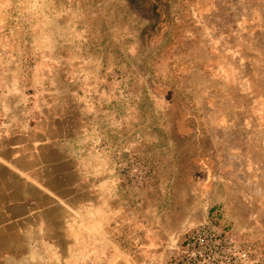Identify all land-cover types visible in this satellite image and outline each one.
Segmentation results:
<instances>
[{"label":"crops","instance_id":"obj_1","mask_svg":"<svg viewBox=\"0 0 264 264\" xmlns=\"http://www.w3.org/2000/svg\"><path fill=\"white\" fill-rule=\"evenodd\" d=\"M219 13L227 18L195 38L186 58V86L210 148L205 217L216 209L225 231L263 246L264 0H231ZM84 108L50 107L44 119L0 135V264H162L153 240L171 206L174 142L124 135L122 149L137 143L152 170L143 189L128 187L116 170L115 141L92 133L100 123ZM127 202L146 235L134 255L113 235Z\"/></svg>","mask_w":264,"mask_h":264},{"label":"rangeland","instance_id":"obj_2","mask_svg":"<svg viewBox=\"0 0 264 264\" xmlns=\"http://www.w3.org/2000/svg\"><path fill=\"white\" fill-rule=\"evenodd\" d=\"M229 2L168 0L171 16L151 23L128 0H0V135L44 119L50 107L55 114L85 107L86 118L100 123L92 133L110 136L125 159L138 148L132 141L123 150L124 135L171 139L165 121L186 127L195 117L196 102L186 86L191 43L213 34L219 19L227 18L219 11ZM178 27L180 44L162 46L159 31ZM204 160L195 159L200 171ZM202 176L207 180L206 171ZM205 191L195 207L183 201L173 222L167 216L156 239L162 264L184 246L182 236L206 219ZM213 213V222L221 224L219 211ZM164 231L168 238L161 237ZM239 237L257 250L227 264H264V244Z\"/></svg>","mask_w":264,"mask_h":264},{"label":"built area","instance_id":"obj_3","mask_svg":"<svg viewBox=\"0 0 264 264\" xmlns=\"http://www.w3.org/2000/svg\"><path fill=\"white\" fill-rule=\"evenodd\" d=\"M115 158L116 170L123 182L128 187L143 189L152 175L146 160L138 154L125 159L121 153H116ZM124 207L125 212L113 222V235L132 255L138 254L146 244V235L138 225L140 220L132 203L127 202ZM224 230L223 225L206 217L194 231L182 236L184 246L174 250L165 264H227L233 256L245 260L257 250L236 233ZM172 237L179 238L176 234Z\"/></svg>","mask_w":264,"mask_h":264},{"label":"trees","instance_id":"obj_4","mask_svg":"<svg viewBox=\"0 0 264 264\" xmlns=\"http://www.w3.org/2000/svg\"><path fill=\"white\" fill-rule=\"evenodd\" d=\"M128 1L131 6L142 13L151 23L162 22L164 18L170 17L172 13L168 0ZM159 33L161 34L162 46H164L171 41H176L175 44H180L183 31L178 27L159 31ZM193 114L195 115L193 121H190L186 127H180L177 121H165V123H163L168 128L167 133L174 142L177 163V173L171 189V206L163 216L162 222L164 224H166L165 221L167 216L171 218L170 222H173L172 219L177 215L178 208H183L185 206L183 201H187L188 205L195 207L196 202L201 199L202 194L200 193L205 191V179H203L202 176L204 170H198L199 166L195 165L194 162H196L195 159H201L202 157L210 159L208 154L210 153V148L207 144V135L204 132L202 116L196 104L195 107H193ZM197 117L201 118L200 122L197 120ZM186 142L195 147V152H190V150L193 149L188 147ZM196 156H198V158H195ZM158 234L159 231L157 235ZM156 239H154L153 242H156Z\"/></svg>","mask_w":264,"mask_h":264}]
</instances>
